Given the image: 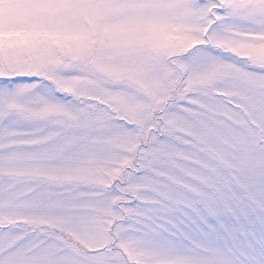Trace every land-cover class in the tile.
I'll return each mask as SVG.
<instances>
[{
  "label": "snow or ice",
  "instance_id": "1",
  "mask_svg": "<svg viewBox=\"0 0 264 264\" xmlns=\"http://www.w3.org/2000/svg\"><path fill=\"white\" fill-rule=\"evenodd\" d=\"M0 264H264V0H0Z\"/></svg>",
  "mask_w": 264,
  "mask_h": 264
}]
</instances>
